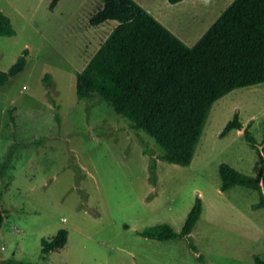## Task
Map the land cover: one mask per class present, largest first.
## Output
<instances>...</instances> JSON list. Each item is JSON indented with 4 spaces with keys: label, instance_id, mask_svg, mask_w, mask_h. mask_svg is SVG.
<instances>
[{
    "label": "rangeland",
    "instance_id": "obj_1",
    "mask_svg": "<svg viewBox=\"0 0 264 264\" xmlns=\"http://www.w3.org/2000/svg\"><path fill=\"white\" fill-rule=\"evenodd\" d=\"M194 47L235 0H135ZM0 0V13L16 31L0 37V71L28 52L23 72L0 87V264H257L264 260V209L258 193L220 190L223 163L252 177L260 160L244 130L221 137L236 113L258 144L264 143V84L235 89L212 107L193 162L159 160L151 181L155 140L100 96L79 99L81 73L115 21L91 25L103 0ZM157 19V18H156ZM157 19V20H159ZM47 76H50L48 81ZM22 108L20 128L8 109ZM37 110L38 113H32ZM57 115L59 116L57 118ZM23 139L30 143L23 144ZM197 197L202 216L190 240L156 241L138 233L169 224L180 233ZM67 245L44 253L42 240L59 230Z\"/></svg>",
    "mask_w": 264,
    "mask_h": 264
},
{
    "label": "trees",
    "instance_id": "obj_2",
    "mask_svg": "<svg viewBox=\"0 0 264 264\" xmlns=\"http://www.w3.org/2000/svg\"><path fill=\"white\" fill-rule=\"evenodd\" d=\"M61 0H53L54 9ZM172 4L184 0H169ZM115 21L116 27L77 75L79 99L96 95L125 116L136 130L153 138L160 151L144 142L150 154V174L157 183L158 161L181 166L192 164L213 105L235 89L264 84V0H235L221 18L194 46H187L134 0H103L102 8L91 17V25ZM16 34L9 17L0 13V37ZM28 52L7 71H0V87L24 71ZM48 81L50 76H47ZM0 102V126L4 114ZM22 108L8 109L11 124L19 129ZM34 114L38 113L33 110ZM59 116L57 115V118ZM232 130H244L249 146L260 160V173L252 177L228 164L219 167L220 190L244 187L258 193L255 210L264 209V143L258 144L249 127L244 128L238 113L228 122L221 137ZM23 139L22 143H30ZM202 216V201L187 215L180 233L169 224H157L138 234L156 241L190 240ZM4 223L0 208V230ZM69 240L66 229L51 240H42L44 253L63 249ZM200 262L205 264L202 256ZM257 264L264 260L255 257Z\"/></svg>",
    "mask_w": 264,
    "mask_h": 264
},
{
    "label": "crops",
    "instance_id": "obj_3",
    "mask_svg": "<svg viewBox=\"0 0 264 264\" xmlns=\"http://www.w3.org/2000/svg\"><path fill=\"white\" fill-rule=\"evenodd\" d=\"M135 1V0H134ZM143 6V5H142ZM145 9V8H144ZM151 14V13H150ZM153 16V15H152ZM154 17V16H153ZM157 19H159V17H156ZM160 22V19L158 20ZM161 23V22H160Z\"/></svg>",
    "mask_w": 264,
    "mask_h": 264
}]
</instances>
